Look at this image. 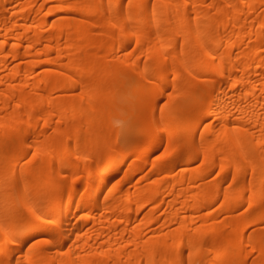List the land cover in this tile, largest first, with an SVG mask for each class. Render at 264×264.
I'll return each mask as SVG.
<instances>
[{"label": "bare ground", "instance_id": "obj_1", "mask_svg": "<svg viewBox=\"0 0 264 264\" xmlns=\"http://www.w3.org/2000/svg\"><path fill=\"white\" fill-rule=\"evenodd\" d=\"M0 264H264V0H0Z\"/></svg>", "mask_w": 264, "mask_h": 264}]
</instances>
